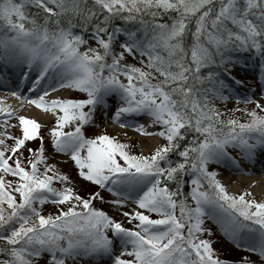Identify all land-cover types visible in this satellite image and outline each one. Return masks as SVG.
I'll return each mask as SVG.
<instances>
[{
	"label": "snow or ice",
	"instance_id": "6c2138e0",
	"mask_svg": "<svg viewBox=\"0 0 264 264\" xmlns=\"http://www.w3.org/2000/svg\"><path fill=\"white\" fill-rule=\"evenodd\" d=\"M241 58L259 61L264 93V0H0V59L37 71L26 102L54 117L52 147L87 182L76 189L49 163L41 123L0 100V264H264V199L230 194L210 170L240 169L230 149L264 155V94L234 95ZM62 89L86 98L49 99ZM105 112L162 143L135 154L87 138ZM206 218L243 249L236 261Z\"/></svg>",
	"mask_w": 264,
	"mask_h": 264
},
{
	"label": "rangeland",
	"instance_id": "374dc122",
	"mask_svg": "<svg viewBox=\"0 0 264 264\" xmlns=\"http://www.w3.org/2000/svg\"><path fill=\"white\" fill-rule=\"evenodd\" d=\"M260 85H261V79L255 80V81H253V83L250 87L244 88L245 92L247 93V95L252 96L254 99L259 100L260 95L264 94V93H262ZM64 91H66V90H64ZM64 91H62V92H64ZM70 92L72 93L70 98L79 99L82 95V93H77V92H74L71 90H68L67 92H64V93L68 94ZM19 114L29 117L26 112L25 113H19ZM111 115H114V113H111ZM105 116H107V119H105ZM37 121L39 123H41V125H42L41 135L43 136L44 144H46V146H47L46 152L51 157V159H53L57 162H63V165L69 170L70 173H72V178L74 179L73 184L75 185L76 189L83 191V189H84L83 187L86 183L79 180L78 170L75 168L74 162L71 161L69 156H66L62 153H57L51 145L49 132H50V129L54 126L55 120L52 119L51 116H49V114H48L46 121H41V120H37ZM12 123H15V121H12ZM112 123H114V122H112L110 114L108 112H105L102 117L98 116V118L95 120V122L93 124L85 126V135L87 138H95V136L101 135V134H108L110 136H114L117 139H119L121 142L128 143L132 147V150L135 154H139L141 152H143L144 154H148L151 150L155 149L156 145L162 143L161 139H159V138L152 137V138H150V140H147L146 138L144 139V137H142L136 133L131 135V133L127 130L123 133L116 131V130H106L105 129L106 125L111 126ZM115 124H118V123H115ZM16 134H19V133L17 132ZM32 143L34 146L38 144V142H32ZM136 149H137V151H136ZM228 165L230 166V163ZM232 169L233 168L231 166L227 167L224 164L219 165V166H216V165L210 166V170L219 171L220 175L218 176V178L226 186V188L228 189V191L230 193L240 194L241 188H242V192L245 190H251L250 187H247L244 184H241V188L238 187L240 182L238 181V178L235 177V173H233ZM228 181H230V182L227 183ZM102 195H104L106 198H110V194H108V193L102 192ZM255 198L257 200L264 199V193L260 196L256 195ZM103 206L109 210L110 214L113 215L114 218H116L118 220L124 219L122 216H120L118 213H116L113 206L108 205V204H103ZM209 220L212 222V223H210V226H211L210 228H212L214 232H216L217 234L220 235V237L215 235L214 241H213L214 247L219 249L220 252L223 251L224 253H227V251H228L229 254H234L231 251L232 247L238 248L241 252H243L242 248L237 247V245L235 243H233V241L231 239H229L227 236H225L224 231L221 229L220 225L215 220H212L210 218H209ZM255 259L257 261L259 260L258 257H255Z\"/></svg>",
	"mask_w": 264,
	"mask_h": 264
},
{
	"label": "bare ground",
	"instance_id": "6f19581e",
	"mask_svg": "<svg viewBox=\"0 0 264 264\" xmlns=\"http://www.w3.org/2000/svg\"><path fill=\"white\" fill-rule=\"evenodd\" d=\"M35 73L38 74L37 71H35ZM3 87H5V85H3ZM24 88L25 90L23 93H21V97H24V96L25 98L29 96H31L32 98L36 97V94L26 95V93H28V90L30 89V87L27 84L24 86ZM5 92L11 93L10 90L8 89H2V90L0 89V94L2 95V97H0V100H3V97H4L3 95H5ZM5 101L9 103V105L13 109L17 106V103H18V100L14 98L11 94H10V98H5ZM27 115L31 118L41 120V121H46L47 119L46 115H43L39 109H36L32 105H30V107L28 108ZM147 140H150V139H147ZM232 171L233 173H235V176L238 178V181L240 182L238 187L241 188V184H244L245 186L250 187V189L252 190L255 196L256 195L260 196L264 193V172L262 168L258 166L256 163L250 164L247 161L244 163L240 162V169L238 170L236 167L233 166ZM253 185L254 187H252Z\"/></svg>",
	"mask_w": 264,
	"mask_h": 264
},
{
	"label": "trees",
	"instance_id": "16d2710c",
	"mask_svg": "<svg viewBox=\"0 0 264 264\" xmlns=\"http://www.w3.org/2000/svg\"><path fill=\"white\" fill-rule=\"evenodd\" d=\"M93 46H95V45H93ZM127 62L130 63V64H136L137 63V60L134 59V58H132V57H129ZM251 62H253V60L246 59V58H241L240 61L234 67H232V69H231V77H234L236 80H240L242 82L241 86H244L245 84H248L251 81V77L248 76V71H246L243 68H241V66L242 65L245 66L247 64H251ZM234 72H236L237 74H235ZM228 82H231L230 81V78L226 77V83H228ZM233 86L234 87H241V86H235V85H233ZM234 95H239L240 96L241 94L238 91V92H235ZM227 107L228 108H235V107H237V104H236L235 99L230 100ZM239 107H242L243 108V107H245V105L241 104V105H239ZM248 107H251V105H249ZM237 115L238 116H241V118L243 119L241 113H237ZM136 151H137V149H136ZM49 163H51V162L49 161ZM51 164H53V163H51ZM53 165H55V164H53ZM55 166H56V168H58L60 170V172H62L63 174H66L67 175V173H65V171L63 170V168L61 166H58V165H55ZM83 191H84V189H83ZM99 205L100 204H97V202H96V206L97 207H101V205L100 206ZM53 208H51V209H45L46 210L45 214L52 213ZM177 214H179V210H177ZM205 227L207 229L211 230V228L209 226V223H207L206 221H205ZM215 235L216 234H214V232H213V236L211 238L212 241H214ZM214 248L216 249L217 253L219 255H221L222 258H225V259H228L229 260L231 258H237L238 257V255L236 256L235 254L234 255L233 254H229L228 252L227 253H224L223 251L220 252L219 249H217L216 247H214Z\"/></svg>",
	"mask_w": 264,
	"mask_h": 264
}]
</instances>
